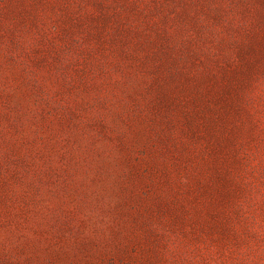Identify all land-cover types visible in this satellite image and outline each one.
I'll list each match as a JSON object with an SVG mask.
<instances>
[{"label": "rangeland", "instance_id": "rangeland-1", "mask_svg": "<svg viewBox=\"0 0 264 264\" xmlns=\"http://www.w3.org/2000/svg\"><path fill=\"white\" fill-rule=\"evenodd\" d=\"M0 264H264V0H0Z\"/></svg>", "mask_w": 264, "mask_h": 264}, {"label": "trees", "instance_id": "trees-1", "mask_svg": "<svg viewBox=\"0 0 264 264\" xmlns=\"http://www.w3.org/2000/svg\"><path fill=\"white\" fill-rule=\"evenodd\" d=\"M245 51H247V48H245ZM198 90V89H197ZM204 98H203V96L202 95H199L198 97H197V95L191 100V103H192V105L193 106H196V103L198 102V101H201V100H203ZM219 102L221 103V105L222 106H224V107H226V103L225 102H227V100L226 99H220L219 100ZM195 104V105H194ZM192 106V107H193ZM170 110V109H169ZM206 111L207 112H211V115L213 116V114L215 113V111L214 110H212L210 107H207L206 108ZM196 116H195V114L193 115V117L192 116H190L189 115V117H188V119L186 120V124H187V128H188V130H190L191 132H193L194 131V127H195V125H194V122L192 121V118H195ZM194 120V119H193ZM208 133V137H209V139L212 141V140H214V134L212 133V132H210V131H208L207 132ZM171 140V138H170V136H166V135H163L162 137H161V139H160V141L161 142H163V143H165L166 141L167 142H169ZM215 146H216V148L215 149H217V148H219V149H221L220 148V145H218V143H216L215 144ZM177 152H179V151H177Z\"/></svg>", "mask_w": 264, "mask_h": 264}]
</instances>
